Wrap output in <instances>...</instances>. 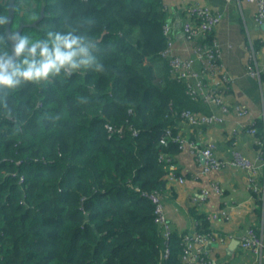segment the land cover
<instances>
[{
  "label": "trees",
  "instance_id": "1",
  "mask_svg": "<svg viewBox=\"0 0 264 264\" xmlns=\"http://www.w3.org/2000/svg\"><path fill=\"white\" fill-rule=\"evenodd\" d=\"M167 18L163 0H15L12 34L72 33L94 59L0 88V264H184L186 233L165 236L151 196L183 147L181 114L212 108L171 75Z\"/></svg>",
  "mask_w": 264,
  "mask_h": 264
},
{
  "label": "crops",
  "instance_id": "2",
  "mask_svg": "<svg viewBox=\"0 0 264 264\" xmlns=\"http://www.w3.org/2000/svg\"><path fill=\"white\" fill-rule=\"evenodd\" d=\"M163 5L173 53L192 60L190 81H202L206 92L216 91L223 100L222 105H211L212 114L221 121L182 122L183 147L168 167L178 179H167L161 201L163 215L172 232L186 235L196 232L192 209L209 219L211 232L219 240L211 246L208 264H264V248L260 257L243 250L240 244L243 235L253 228L264 247V147L262 151L257 137L249 131L256 122L262 124L264 131V26L255 21L257 7L246 0H163ZM195 7L210 8L222 15L212 33L220 49L218 67L214 69L204 65L184 33V24L193 18L190 12ZM251 53L256 55L261 77L248 73ZM223 106L228 107V112L223 111ZM235 106L244 107L249 113L240 117ZM193 143L200 148L213 147L224 165L204 174V158L193 153ZM235 151L257 166L253 183L245 169L231 164ZM203 190L209 194L199 201Z\"/></svg>",
  "mask_w": 264,
  "mask_h": 264
},
{
  "label": "built area",
  "instance_id": "3",
  "mask_svg": "<svg viewBox=\"0 0 264 264\" xmlns=\"http://www.w3.org/2000/svg\"><path fill=\"white\" fill-rule=\"evenodd\" d=\"M248 2L254 3L257 7L255 21L258 25L264 26V0H246ZM193 18L187 20L184 24V33L187 41L194 45V50L200 60L209 69H214L218 67L217 61L220 57V49L218 42L212 33L215 28L222 21V15L218 12L211 10L210 8L195 7L190 12ZM164 34L167 39V48L162 53V57L169 62L171 75L181 81H184L187 85L188 91L194 97H199L210 105H222V97L216 91L206 92L205 84L202 81H198L193 84L190 81L192 75V60L182 59L175 55L172 51V41H171V29L170 25L165 22ZM255 53L250 54V61L248 63V73L252 76H260V71L258 63L255 60ZM264 70V66H263ZM234 110L240 117L245 116L249 113V110L244 107L235 106ZM223 111L228 112V107L223 106ZM181 117L185 121H190L193 124H213L221 121V118L216 115H198L190 111H184ZM255 125V124H254ZM254 125L250 128V132L256 136V128ZM176 140V139H175ZM164 143V141H162ZM257 143L264 147V143L257 140ZM192 151L196 154H201L204 158L205 165L203 168L204 174H209L212 171L219 170L224 162L221 161L215 151L211 146L205 148H200L196 144H192ZM171 162V158H169ZM231 164L240 168L245 169L249 173V180L253 183L255 180V175L258 173L257 166L252 163L246 157H244L240 152L235 151L232 155ZM170 178L178 179L173 172H170ZM179 181L182 183L183 179L180 178ZM217 188H215L216 190ZM218 190V189H217ZM209 192L203 190L199 201H204L207 199ZM161 195V194H160ZM160 195H152L151 198L155 203V213L156 222L163 227L165 236L169 237L172 234L170 225L166 222L163 215L162 198ZM199 220H195V228L199 224ZM219 240L212 232L202 233L196 229L195 234L185 235L182 260L184 264H208L207 255L211 249V246ZM240 244L243 250H250L256 256H262L263 254V244L261 239L256 234L253 228H250L245 235L240 240Z\"/></svg>",
  "mask_w": 264,
  "mask_h": 264
},
{
  "label": "clouds",
  "instance_id": "4",
  "mask_svg": "<svg viewBox=\"0 0 264 264\" xmlns=\"http://www.w3.org/2000/svg\"><path fill=\"white\" fill-rule=\"evenodd\" d=\"M0 19L6 20V15ZM13 40L14 54L8 44H0V88L46 80L61 71L90 65L94 59L90 45L72 33H48L46 38L33 39L13 32Z\"/></svg>",
  "mask_w": 264,
  "mask_h": 264
},
{
  "label": "water",
  "instance_id": "5",
  "mask_svg": "<svg viewBox=\"0 0 264 264\" xmlns=\"http://www.w3.org/2000/svg\"><path fill=\"white\" fill-rule=\"evenodd\" d=\"M8 11H9V15H8V18H7L8 19V22H7V33H8L9 42L11 43L12 52L14 54L15 41L13 40V34L11 33L10 28H11L12 19H13L14 12H15V0H10ZM21 30H22V27L19 30L18 34L21 32ZM234 243H235V241H234Z\"/></svg>",
  "mask_w": 264,
  "mask_h": 264
}]
</instances>
